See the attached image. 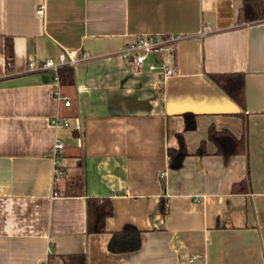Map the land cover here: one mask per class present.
Segmentation results:
<instances>
[{"label":"crops","instance_id":"1","mask_svg":"<svg viewBox=\"0 0 264 264\" xmlns=\"http://www.w3.org/2000/svg\"><path fill=\"white\" fill-rule=\"evenodd\" d=\"M240 4L0 0V264H47L49 254L53 264L77 254L86 264H264V20L237 24ZM167 35L181 39L141 67L119 56L135 39ZM61 53L78 60L74 85L62 86L69 107L53 98L51 71L26 69ZM159 59L167 78L149 71ZM216 73L243 75L244 112L208 80ZM185 112L196 127L184 133L183 166L172 170L167 151L178 147ZM56 116L68 126L52 127ZM209 126L243 137L246 155L217 156L206 142L197 156ZM81 172L86 196H62L65 179ZM243 180L249 193L233 194ZM91 197L111 201L105 233L86 231ZM126 223L141 231L140 249L108 251Z\"/></svg>","mask_w":264,"mask_h":264},{"label":"trees","instance_id":"2","mask_svg":"<svg viewBox=\"0 0 264 264\" xmlns=\"http://www.w3.org/2000/svg\"><path fill=\"white\" fill-rule=\"evenodd\" d=\"M264 20V4L263 0H241L240 7L236 13V23L246 24L254 23ZM5 66L10 70L13 63V44L11 38L5 39L4 46ZM215 86H217L231 101H233L244 112L245 109V80L242 74L239 73H216L207 74ZM59 84L63 87H72L74 85V69L63 66L58 70ZM242 115V114H241ZM183 129L182 133L176 134L177 148H170L167 151L168 168L178 170L183 166V160L188 155L187 147L184 141V133L186 131H194L196 127V115L185 112L182 115ZM207 137L200 142L195 154L202 156L206 154V142L213 144L216 148L215 155H220L226 158L234 157V155H246L247 143L243 137L237 138L228 130H216L213 126L208 127ZM78 167L82 170L83 164L77 161ZM86 180L84 174L77 173L65 179L61 195L65 197H84ZM58 191L54 186V192ZM231 192L235 193H249V182L243 180L231 187ZM54 193V194H55ZM56 195V194H55ZM60 195V196H61ZM161 209L164 214L165 210ZM86 231L88 234H101L106 232L104 223L108 217L113 214L112 204L107 198H87L86 199ZM140 234L135 226L131 224H124V226L117 232H114L108 241V251L113 253L136 252L140 249ZM61 264H86V259L83 254L67 255L59 258ZM47 264H53V256L51 254L47 257Z\"/></svg>","mask_w":264,"mask_h":264},{"label":"built area","instance_id":"3","mask_svg":"<svg viewBox=\"0 0 264 264\" xmlns=\"http://www.w3.org/2000/svg\"><path fill=\"white\" fill-rule=\"evenodd\" d=\"M44 14V5L38 7L36 11V15L38 17H42ZM179 36H170L160 37V36H151V37H140L135 39L134 42L127 44L124 48L119 50L120 58L127 62L129 65L133 67H141L148 59H150L153 55H160L161 52L165 51V47L172 43L180 40ZM78 63V60L72 55H67L65 53H61L58 56L56 62L52 60H46L41 63L39 66L36 65L34 60H30L27 63L26 69L31 72H40V71H51L52 82L56 85L55 90L53 91V98L62 103L64 107H69L71 105V100L67 95H65L62 91V86L59 84L58 80V70L60 67L67 66L72 67ZM149 71H153L158 74L162 78H167L171 74L170 68L166 66V62L159 59L154 63L151 62L149 65ZM50 125L54 128H66L68 123L66 121H62L59 116H56L50 121ZM53 150L51 154L52 164L54 168V173L57 172V154L63 149L62 142L58 139L54 141Z\"/></svg>","mask_w":264,"mask_h":264}]
</instances>
